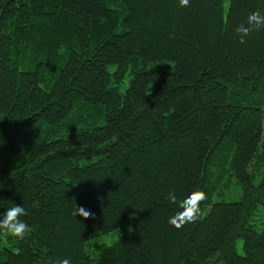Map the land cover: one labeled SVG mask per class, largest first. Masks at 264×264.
I'll return each mask as SVG.
<instances>
[{
  "label": "trees",
  "instance_id": "16d2710c",
  "mask_svg": "<svg viewBox=\"0 0 264 264\" xmlns=\"http://www.w3.org/2000/svg\"><path fill=\"white\" fill-rule=\"evenodd\" d=\"M255 11L0 0V213L34 229L0 235V264H264V27L235 32ZM198 189L171 226L167 195Z\"/></svg>",
  "mask_w": 264,
  "mask_h": 264
},
{
  "label": "clouds",
  "instance_id": "9594fccd",
  "mask_svg": "<svg viewBox=\"0 0 264 264\" xmlns=\"http://www.w3.org/2000/svg\"><path fill=\"white\" fill-rule=\"evenodd\" d=\"M179 6L189 7L190 0H179ZM262 27H264V14L260 11H255L249 14L246 24H240L235 28V32L239 36V42L244 43L245 37L249 36L253 31L260 30ZM62 52L63 49H61ZM166 199L179 209L169 218L168 223L174 228L180 229L186 224L195 223L202 217L201 204L208 199V195L204 190L198 189L192 191L187 197L179 199L175 191H172L167 195ZM26 214L25 208L20 205H15L0 213V235L23 239L32 232L34 229L22 219ZM72 214L76 217H82L84 220L94 219V214L83 207H76ZM56 264H71V261L68 258H64L56 261Z\"/></svg>",
  "mask_w": 264,
  "mask_h": 264
},
{
  "label": "rangeland",
  "instance_id": "374dc122",
  "mask_svg": "<svg viewBox=\"0 0 264 264\" xmlns=\"http://www.w3.org/2000/svg\"><path fill=\"white\" fill-rule=\"evenodd\" d=\"M121 234L122 232L118 231V232L110 233L107 235H101V236L95 237V240L98 241L99 243L108 245L112 243L114 240H116ZM236 248H237V251L240 253L241 252V240L237 241Z\"/></svg>",
  "mask_w": 264,
  "mask_h": 264
}]
</instances>
